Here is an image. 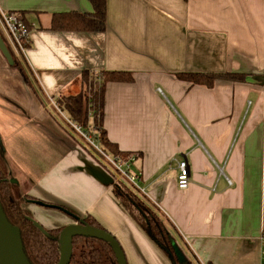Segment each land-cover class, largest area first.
Instances as JSON below:
<instances>
[{"label":"crops","instance_id":"0c3cea01","mask_svg":"<svg viewBox=\"0 0 264 264\" xmlns=\"http://www.w3.org/2000/svg\"><path fill=\"white\" fill-rule=\"evenodd\" d=\"M0 8L30 32L26 81L0 78V145L28 196L93 218L127 264H171L114 196L111 167L50 105L81 91L83 71L93 82L121 73L129 79L105 84L102 128L116 151L135 156L143 196L187 257L264 264V0H105L103 31L83 29L90 0H0ZM195 74L216 77H180ZM44 106L61 136L52 126L32 134L2 121L26 113L43 121ZM184 157L190 184L179 190ZM25 208L44 229L78 224L34 203Z\"/></svg>","mask_w":264,"mask_h":264},{"label":"trees","instance_id":"16d2710c","mask_svg":"<svg viewBox=\"0 0 264 264\" xmlns=\"http://www.w3.org/2000/svg\"><path fill=\"white\" fill-rule=\"evenodd\" d=\"M90 2L94 12L91 16H80L87 25L83 29L103 31L105 0H90ZM102 75V77L96 76L97 78L93 82L92 79H89L87 72L83 71L81 91L74 96H61L56 100V103L81 127L88 126L90 120L94 126L97 124L98 140L103 148L125 160L129 155L116 151L107 140L106 133L102 128L103 95L107 82L127 80L129 76L109 72L102 73ZM180 77L195 84H211L216 76L195 74ZM8 176H10V172L0 145V207L9 224L19 232L22 252L28 264H57L61 257V233L64 228L44 229L25 208L27 203H38L41 206L65 212L78 224L103 230L89 216L80 219L62 206L38 201L28 196L16 183H11ZM113 194L133 221L163 252L171 264H192L179 246L176 231L170 221L145 196L133 191L121 179L114 184ZM177 251L180 253L182 261H180ZM69 264H117V261L111 247L104 241L75 236L72 239V256Z\"/></svg>","mask_w":264,"mask_h":264},{"label":"built area","instance_id":"2783aa9c","mask_svg":"<svg viewBox=\"0 0 264 264\" xmlns=\"http://www.w3.org/2000/svg\"><path fill=\"white\" fill-rule=\"evenodd\" d=\"M0 27L6 35L10 45L23 57L29 40V29L25 22L15 13L6 12L0 8ZM51 106L56 110L58 115L63 121L71 128L85 145L93 151L100 159V156L108 162L112 171L114 170L116 176L123 180L133 191L144 195V191L139 187L138 175L131 171L132 162L135 160L134 155H129L127 159L122 160L118 157L108 156L103 148L100 146L98 137L95 136L92 124L86 127H81L74 122L58 105L55 101L51 100ZM177 188L179 190H186L190 184V170L187 159L181 158L177 161Z\"/></svg>","mask_w":264,"mask_h":264},{"label":"water","instance_id":"95a60500","mask_svg":"<svg viewBox=\"0 0 264 264\" xmlns=\"http://www.w3.org/2000/svg\"><path fill=\"white\" fill-rule=\"evenodd\" d=\"M0 50L5 58L11 62V57L0 37ZM12 183H16L12 181ZM75 236L94 238L108 244L117 264H127L122 249L116 239L105 230L95 229L81 224L68 226L61 233V257L57 264H69L72 256V239ZM180 261L182 257L177 251ZM0 264H28L25 259L18 230L7 221L0 207Z\"/></svg>","mask_w":264,"mask_h":264},{"label":"rangeland","instance_id":"374dc122","mask_svg":"<svg viewBox=\"0 0 264 264\" xmlns=\"http://www.w3.org/2000/svg\"><path fill=\"white\" fill-rule=\"evenodd\" d=\"M0 37L6 47V49L8 50L9 54H10V57H11V62H9L5 56L2 54L1 50H0V60L2 62V65H1V69H0V78H10L11 80L12 79H19L21 80L20 78L22 77V79H24L26 81V78L24 77V73H25V69L24 67H22V65L24 66V62H23V57L21 56L20 53H17L13 48L12 46L10 45L6 35L4 34L3 30L1 29L0 27ZM21 68V71L19 70ZM17 70H16V69ZM24 72V73H23ZM22 84V83H21ZM20 92L22 89H19ZM19 90L17 88H15V91L18 93ZM20 95H22V92L20 93ZM23 96V95H22ZM27 105V104H26ZM28 106V105H27ZM29 107V106H28ZM27 107V108H28ZM30 108V107H29ZM43 110V109H42ZM44 110H45V113H42V117L45 115V119L43 121H40L39 119H34V117L31 115H27L26 113V117L24 119H16V118H13L12 116H8L4 119H2V121L4 122V124H8V125H13V126H16L17 127H20L22 129H26L28 132H32V134H34L36 132V130H40L42 132V129H44V131H46V133L49 131L47 128H49L50 126H52L53 129L57 130L59 132V129L55 126V123H53L54 121L52 119L53 116L48 113V110L46 109V107L44 106ZM1 113V112H0ZM29 113V112H28ZM50 114V115H49ZM59 117V123L63 126V127H68V125L63 121V119L58 115ZM57 118V117H56ZM1 120V119H0ZM75 122V121H74ZM5 124V125H6ZM92 126H93V130L95 132V136L98 137L99 136V133H98V130H96V125L94 126V123L92 122L91 123ZM69 128V127H68ZM13 132V131H12ZM43 133V132H42ZM58 134H60V136L62 135L61 132H59ZM52 138L53 140L56 142L58 139L56 136L53 137L52 135ZM100 146L103 148V145L100 143ZM3 150V149H2ZM104 152L110 156V157H114L115 155H113L112 153H110L109 151L105 150L103 148ZM4 154V152H3ZM98 157V156H97ZM101 159L100 161L101 162H105L108 164V162H106V160L103 158V156H100ZM115 157H118V156H115ZM7 166H8V169H9V172H10V182L12 183V181H15L16 184L20 186L19 182L17 181L16 179V174H15V167L13 166V169H12V164H10L5 158H4ZM123 160V159H122ZM109 165V164H108ZM110 166V165H109ZM111 167V166H110ZM113 169V168H112ZM132 171V169H131ZM112 172H115L114 170ZM114 176L116 177L117 180H120V178L118 176H116V174L114 173ZM23 189V188H21ZM24 190V189H23ZM39 201V200H38ZM35 204V203H34ZM36 205L40 206L41 208L43 209H47V210H56V209H52V208H48V207H44V206H41L39 205L38 203H36ZM58 212H61L63 213L64 215L68 216L70 219L74 220L71 216L67 215V213L65 212H62V211H59V210H56ZM74 214V213H73ZM75 215V214H74ZM77 216V215H75ZM35 219V218H34ZM36 220V219H35ZM75 221V220H74ZM38 223V222H37ZM180 246V245H179ZM181 247V246H180ZM182 249V248H181ZM183 251V249H182ZM184 255L187 257L186 253L183 251ZM188 258V257H187ZM188 260L192 263V264H196L195 262H193L191 259L188 258Z\"/></svg>","mask_w":264,"mask_h":264}]
</instances>
